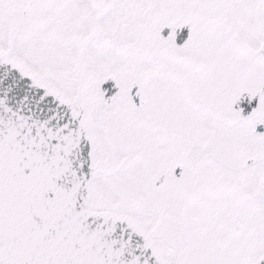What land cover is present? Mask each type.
Wrapping results in <instances>:
<instances>
[{"label": "snow or ice", "instance_id": "6c2138e0", "mask_svg": "<svg viewBox=\"0 0 264 264\" xmlns=\"http://www.w3.org/2000/svg\"><path fill=\"white\" fill-rule=\"evenodd\" d=\"M0 264H264V0H0Z\"/></svg>", "mask_w": 264, "mask_h": 264}]
</instances>
